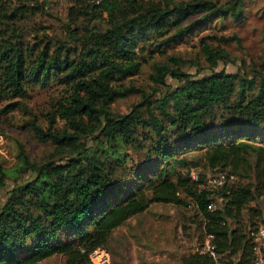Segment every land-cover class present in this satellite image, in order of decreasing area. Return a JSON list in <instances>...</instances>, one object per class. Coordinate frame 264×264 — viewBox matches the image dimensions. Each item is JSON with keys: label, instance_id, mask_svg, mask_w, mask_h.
<instances>
[{"label": "trees", "instance_id": "1", "mask_svg": "<svg viewBox=\"0 0 264 264\" xmlns=\"http://www.w3.org/2000/svg\"><path fill=\"white\" fill-rule=\"evenodd\" d=\"M243 3L74 0L67 11L68 23L62 21L58 33L43 20L53 17L46 0H0V111L8 113L21 105L32 87H62L47 115V127L36 118L29 124L39 140L52 142L60 152L70 149L66 162L55 158L58 152L41 164L20 154L34 176L13 188L0 204V264H37L56 254L64 255L66 264H87L93 250L107 248L113 232L153 202L193 204L206 233L215 236L219 253L227 251L240 258L239 264H250L251 232L264 224L262 208L252 204L261 199L264 203V180L227 181L214 194L201 187L202 179L189 174L175 181L163 168L150 195L135 192L120 197L123 185L117 180V167L127 161L124 146L135 141L136 118L112 109L116 100L140 91L117 79L140 72L139 45L150 40L151 32L169 33L166 29L175 26L171 36L180 38L205 17L242 11ZM98 19L106 22L104 30L91 25ZM221 40L239 39L234 35ZM201 48L213 65L228 56L207 43ZM248 72L213 70L196 78L155 64L150 78L166 91L135 105V116L140 118L137 106L146 110L147 122L159 138L156 150L164 159L202 150L207 167L238 172L244 155L239 136L254 138L264 126V63ZM168 75L179 85L172 87ZM88 127L98 133L94 147L89 146ZM180 162L189 166L187 159ZM6 177L0 164V187ZM217 198L221 204L210 211L209 204ZM65 229L76 237L64 243L58 235ZM182 264H213V260L196 251Z\"/></svg>", "mask_w": 264, "mask_h": 264}, {"label": "rangeland", "instance_id": "2", "mask_svg": "<svg viewBox=\"0 0 264 264\" xmlns=\"http://www.w3.org/2000/svg\"><path fill=\"white\" fill-rule=\"evenodd\" d=\"M73 1L46 0L49 5L48 10L53 17H45L43 20L54 25L58 33L62 32V21L68 23L67 11ZM212 1L226 6L235 2V0ZM90 2L94 1L90 0ZM243 5L242 11L229 12L225 16L213 14L203 18L180 38L171 36L178 29L175 26L166 29L169 33L151 32L150 40L139 45L142 62L140 72L127 79H117L119 84L134 85L140 90L112 104L114 113L128 114L129 117L136 118V125L132 128L135 141L124 146V150L128 153L127 161L123 166L117 167V180L122 181L123 185L120 197L135 192L150 195V187L158 179L163 168H166L167 175L175 181L194 172L203 181L201 187H207L208 180L222 171L207 167L202 150L187 151L170 159H164L156 150L159 138L147 122L148 113L137 106L136 108L140 109V118H138L135 116L137 113L134 112V106L144 99L161 97L166 91L167 87L154 83L150 78L155 64H166L196 78L208 75L213 70L248 74L253 66L261 67L264 63V0H244ZM94 23L101 30L106 28L104 19L93 21L91 25ZM234 35L239 40L229 42L221 40L223 36ZM203 43L225 51L228 54L227 58L213 65L201 50ZM167 81L172 87L179 85V81L169 75ZM61 89L62 87L56 85L46 88L32 87L28 96L22 99L21 105L8 113L0 111V164L7 170L5 184L0 187V204L5 203L13 188L26 183L34 176L32 171L23 165L21 153H26L36 164L49 161L51 155L56 152L59 153L55 157L57 160L67 161L70 149L60 152L52 142L39 140L29 124V121L36 118L38 123L47 127V115L52 112L55 101L61 96ZM63 123L61 121V124ZM88 128L92 132V136L88 139L89 146L94 147L98 133L91 127ZM258 132L254 138L246 137L245 134L239 136V138L243 136L241 144L244 155L242 164L238 166V172L231 167L224 170L229 173L233 170L236 175L233 181L237 183L264 180V140H262L264 126ZM180 159H187L189 166L183 165ZM235 182H230L229 185ZM210 188H213L214 194L218 190L213 186ZM180 193L181 197H185L182 189ZM187 201L190 203L189 199ZM215 202L219 206L221 199L217 198ZM254 205L262 208L261 218L264 219L263 200L252 204ZM201 219L193 204L153 202L146 211L133 216L117 228L105 249L111 252L115 264H182V259L196 252L204 242L206 230ZM74 237L76 236H73L70 229H65L58 235V240L65 243ZM31 241L32 239L29 240ZM221 254L225 261L234 260L233 255L230 256L227 251ZM37 264H66V257L56 254Z\"/></svg>", "mask_w": 264, "mask_h": 264}, {"label": "built area", "instance_id": "3", "mask_svg": "<svg viewBox=\"0 0 264 264\" xmlns=\"http://www.w3.org/2000/svg\"><path fill=\"white\" fill-rule=\"evenodd\" d=\"M96 3L101 2L102 0H93ZM191 177L194 180L198 179V174L192 172ZM236 178L235 174L229 173L228 171H221L219 174L213 176L208 181V186L204 187L210 190V186H213L215 189L223 186L227 181L234 180ZM217 208L215 202H211L208 206L210 211H214ZM251 235L254 240L253 247V259L250 264H264V224H261L257 227L256 230L251 232ZM215 236L210 233L205 234V239L203 244L197 248V252L200 254H207L213 260V264H239L240 258L233 257L231 262L225 261L223 256L218 251L217 245L214 243ZM87 264H115L112 254L105 248H97L89 254V261Z\"/></svg>", "mask_w": 264, "mask_h": 264}]
</instances>
